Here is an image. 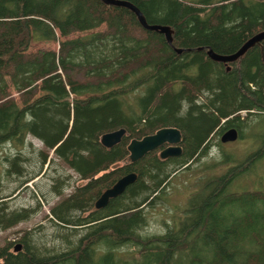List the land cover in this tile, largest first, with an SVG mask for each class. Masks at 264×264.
<instances>
[{
	"label": "trees",
	"instance_id": "1",
	"mask_svg": "<svg viewBox=\"0 0 264 264\" xmlns=\"http://www.w3.org/2000/svg\"><path fill=\"white\" fill-rule=\"evenodd\" d=\"M123 1L148 24L169 26L172 45L130 10L101 0H0V150L14 149L3 155V173L18 182L8 196L0 182V231L37 214L38 203L11 210L6 199L55 159L85 182L50 207L52 241L15 232L16 242L0 246V264H264V191L233 190L264 143L222 176L200 180L164 234L141 236L147 211L165 202L179 172L207 157L216 137L220 147L229 127L242 135L264 115V41L232 63L207 55L234 54L263 32L264 0ZM51 42L57 51L32 50ZM168 127L181 134L179 157L162 160L160 148L117 166L129 159L131 140ZM119 129L120 143L104 148L100 138ZM129 173L135 182L96 210L100 195ZM69 181L53 178L52 193L61 196Z\"/></svg>",
	"mask_w": 264,
	"mask_h": 264
},
{
	"label": "rangeland",
	"instance_id": "2",
	"mask_svg": "<svg viewBox=\"0 0 264 264\" xmlns=\"http://www.w3.org/2000/svg\"><path fill=\"white\" fill-rule=\"evenodd\" d=\"M101 30L103 28L97 29L95 32ZM83 35L86 34H80V36ZM37 48H47L57 51L58 44L54 42L37 44L32 50H36ZM244 115L242 114L241 117L243 118ZM218 138L216 137L213 140L207 157L192 165L189 171L179 172L177 177L171 181L170 186L165 192V202H160L154 209L147 211L148 224L141 232V236L164 234L168 227L173 226V220L181 218L188 198L201 187L200 180L220 177L230 168L238 165V163L243 162L248 156L260 150L264 143V115L253 117L248 127L243 128L241 137L237 138L235 142L221 143V146L218 147ZM27 141L32 143L33 148L43 150V145L38 140L28 137ZM13 151L14 149L7 144L2 146L0 150V182L4 187L3 193L5 196L11 195L18 187V182L7 180L3 173V155L13 153ZM31 152L32 148H27L25 154L29 156L32 154ZM225 155L233 157L234 162L224 161L226 159ZM50 157H52V153H50ZM261 157L255 162L254 170L251 173H245L234 183L233 190L244 191L258 188L260 191H264V154ZM128 161L129 159L122 161L117 166L121 167L128 164ZM44 173L43 176L41 175L39 178L22 186L14 195L6 199V203L11 210L27 207L35 208L38 203L39 211L29 221L19 223L6 231H0V246H4L5 242H16L20 234L15 235L14 233L22 231H30L35 237L52 241L54 228L51 227L47 217L50 207L56 205L62 198L70 195L77 186L85 184L84 181H79L73 171L67 169L66 166L56 159L52 161L51 165L44 167ZM59 175L70 177V185L65 187L62 195L58 197L52 193L51 185L52 179ZM43 197H46L47 200L44 201ZM55 243L58 242L56 241ZM10 251H12V247H10Z\"/></svg>",
	"mask_w": 264,
	"mask_h": 264
},
{
	"label": "water",
	"instance_id": "3",
	"mask_svg": "<svg viewBox=\"0 0 264 264\" xmlns=\"http://www.w3.org/2000/svg\"><path fill=\"white\" fill-rule=\"evenodd\" d=\"M105 5L123 7L130 10L135 16L139 25L146 31H156L162 34L169 46L172 45V31L169 26H160V25H150L147 23L145 17L140 12V10L135 7L133 4L123 1V0H101ZM264 41V31L256 34L248 41H246L242 47L231 55H219L214 53L211 50H207L208 57L219 63H232L242 57L250 48L255 45H260ZM174 52L180 54L184 52L183 49L173 48ZM200 50V49H199ZM262 50V49H261ZM264 66V59H263ZM125 135L124 129H119L110 133L104 134L100 138V143L104 148H112L115 145L119 144L123 136ZM238 138L237 132L235 129H231L220 136V142L222 144L234 142ZM181 142V134L179 130L168 127L162 128L156 131L152 135L143 137L140 140H131L127 146V151L129 153V161L131 163H136L141 158H143L148 153L161 149L159 152L160 158L167 159L170 157H179L181 155V147L179 146ZM167 146L166 148H163ZM137 176L135 173H129L119 180L109 189L105 190L100 197L96 200L94 207L96 210L106 207L111 199H115L121 196L128 186L132 185ZM21 246L17 245L15 251H20Z\"/></svg>",
	"mask_w": 264,
	"mask_h": 264
},
{
	"label": "flooded vegetation",
	"instance_id": "4",
	"mask_svg": "<svg viewBox=\"0 0 264 264\" xmlns=\"http://www.w3.org/2000/svg\"><path fill=\"white\" fill-rule=\"evenodd\" d=\"M230 129L232 128V129H235L236 130V132L238 133V138L240 137V134H239V128H237V127H229ZM167 146H165V148H166Z\"/></svg>",
	"mask_w": 264,
	"mask_h": 264
},
{
	"label": "bare ground",
	"instance_id": "5",
	"mask_svg": "<svg viewBox=\"0 0 264 264\" xmlns=\"http://www.w3.org/2000/svg\"><path fill=\"white\" fill-rule=\"evenodd\" d=\"M231 129H232V128H231ZM231 129H229V130H231ZM229 130H227V131H229ZM227 131H226V132H227ZM237 136H238V133H237ZM234 142H235V141H234ZM229 143H231V142H229ZM225 144H226V143H225ZM128 187H129V186H128ZM128 187H127V188H128Z\"/></svg>",
	"mask_w": 264,
	"mask_h": 264
}]
</instances>
